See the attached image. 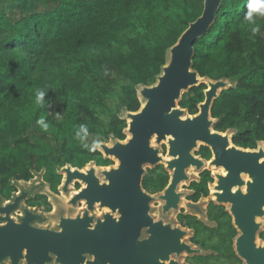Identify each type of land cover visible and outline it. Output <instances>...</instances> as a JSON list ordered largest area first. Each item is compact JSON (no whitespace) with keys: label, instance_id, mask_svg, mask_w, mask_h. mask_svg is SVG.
<instances>
[{"label":"trees","instance_id":"trees-1","mask_svg":"<svg viewBox=\"0 0 264 264\" xmlns=\"http://www.w3.org/2000/svg\"><path fill=\"white\" fill-rule=\"evenodd\" d=\"M250 2L222 0L214 24L193 44L200 77L242 75L211 116L214 129L236 128L246 146L264 139V14L248 18ZM202 10L203 0H0V196L16 191L11 180L29 181L42 169L56 188V167L100 158L91 146L119 139L121 109L140 106L135 86L153 83L166 49ZM204 89H190L179 106L195 114ZM112 91L119 110L104 124L94 107ZM33 198L29 207L51 211L46 196Z\"/></svg>","mask_w":264,"mask_h":264},{"label":"water","instance_id":"water-1","mask_svg":"<svg viewBox=\"0 0 264 264\" xmlns=\"http://www.w3.org/2000/svg\"><path fill=\"white\" fill-rule=\"evenodd\" d=\"M221 4L222 0H203L201 15L166 49L153 83L135 86L139 109L122 108L119 114L127 124L125 140L110 135L107 143L91 146L105 160L116 161L115 166L96 167L89 162L82 169L68 164L56 167L62 177L58 193L71 209L81 204L80 213L60 214L52 225H44L52 209L45 213L26 202L35 195L48 199V193L54 194L43 180L45 170L32 172L29 181H10L16 191L9 199L0 196V264H182L177 259L184 254H204L183 242L187 232L177 218L172 226L149 214L153 197L141 183L146 168L159 163L170 172L169 185L158 194L164 215L178 211L182 200L175 191L190 178L189 169L223 167L227 176L215 175L216 189L222 192L216 197L218 203L231 205L233 224L240 230L235 254L243 264H264V245L256 246L258 226L252 222L256 203L264 201V151L235 148L228 134L213 130L217 120L211 116L213 103L223 91L235 88L242 75L212 80L193 69V44L214 24ZM200 85H205L204 100L190 115L179 103ZM162 144L167 146L166 158L157 148ZM199 146L209 147L214 158L205 162L195 156ZM242 174L251 181H243ZM77 182L81 187L75 190ZM50 202L49 198L52 207ZM97 209L104 213L97 216ZM247 213L251 225L241 220Z\"/></svg>","mask_w":264,"mask_h":264},{"label":"flooded vegetation","instance_id":"flooded-vegetation-1","mask_svg":"<svg viewBox=\"0 0 264 264\" xmlns=\"http://www.w3.org/2000/svg\"><path fill=\"white\" fill-rule=\"evenodd\" d=\"M195 114L193 113L190 115ZM216 120L217 122L215 125L218 123L217 118ZM214 126V131L229 135V140L235 148L244 151H257L262 148L264 151V139H256L253 145L246 146L242 144V140L239 141L237 138L239 131L236 128L216 130L214 129ZM124 127L126 128L127 124ZM124 127L121 130L119 139L116 138L119 141H123L126 138V136L123 134V130L125 129ZM108 141L109 138L107 137L106 139L98 141L97 143H107ZM161 149L162 158H166L167 146L162 144ZM98 154L100 158L97 156L94 160H89L81 166H74L69 163L67 164L78 169H82L89 162H95L96 167H109L116 165L117 162L113 159L108 158V160H105L101 153L98 152ZM194 155L200 157L205 162H209L214 158L213 151L206 146H199L198 149L194 150ZM261 161L264 162V156ZM194 170L195 169L193 167L189 169V174L193 172L192 174L195 177L191 179L189 178L187 181L182 182H188L186 190L189 194L186 196V199L189 202V205L192 207H190V211L187 213L183 209H180L177 215V220L182 228L192 231L190 239L192 245L199 248L204 254H195L193 256L188 255V263L243 264V261L236 256L233 248L235 239L240 235V230L233 224V217L229 212L231 205L218 203L216 197L217 194L222 192L216 189L217 179L215 175L226 177L227 171L223 167H217L215 165L210 168H202L200 171L194 172ZM246 177L249 176L244 174L241 175L243 181L248 182L246 181ZM61 180L62 177L60 176V182L56 188H52L51 184L49 183V189L52 193L58 194L57 188L60 185ZM169 183L170 172L166 170L164 164L159 163L153 167L146 168V174L143 176L141 184L142 189L151 196L163 193ZM182 183H179L178 185H181ZM74 186L76 187V190L80 189L81 187L78 182L75 183ZM245 191L246 189L243 187V193H245ZM175 192L179 194L177 190ZM201 201L204 204L203 211L199 208ZM46 202H48L47 198ZM256 205L257 210L255 212L257 215L255 214L253 216L252 222L258 226L255 239V244L258 247L264 245V226L261 227V222L264 220V201L257 202ZM202 213L204 214V219L200 217ZM246 216L245 214L241 216V220L245 223L250 221L247 218H250L251 214L247 213ZM252 222L250 221L249 225H251Z\"/></svg>","mask_w":264,"mask_h":264},{"label":"rangeland","instance_id":"rangeland-1","mask_svg":"<svg viewBox=\"0 0 264 264\" xmlns=\"http://www.w3.org/2000/svg\"><path fill=\"white\" fill-rule=\"evenodd\" d=\"M118 100H119V96H118L117 92L112 91L103 100V106L102 107L101 106L94 107L95 114L101 120L102 123L108 124L110 118L115 116L118 113V110H119ZM154 146H156V145H154ZM157 148L161 152V150H162L161 146H159ZM192 173H191V176H189L190 179L195 177L194 175H192ZM35 181H37V180H35ZM46 183L49 185L48 182H46ZM78 184L81 186L80 183H78ZM187 185H188V182L182 183L181 185H179V187L177 189V191L179 192V195L181 196V200H182L178 211H171L170 213L165 214V215L162 213L163 202L160 199H158V194L151 195L153 197V200L150 203V211H149V214L151 215V217L154 218L155 220H161V221L169 223L172 226H176V218H177V215H178L180 209H183L184 211L190 210V208L187 207V204H189V202L186 199V196L189 194L188 191L186 190ZM75 188L76 187L74 186V189ZM40 190H43V189H40ZM54 195H57V196H54ZM48 196H49L50 201H51L50 203L52 204V211L50 212L49 215H47L44 223H42L44 225H52V222L55 221L56 220L55 218L58 217L60 214L76 215V214L81 212L80 211V208L82 206L81 204H78V207H76L74 209L69 208V206L67 205V200H66L65 196L61 195L60 193H58V194L48 193ZM203 206H204V204L201 201L199 204V208L202 211H203ZM54 209H55V211H54ZM103 213H104V211H102L100 209H97L95 211V214L97 216H101ZM200 217L202 219H204V214L202 213V215H200ZM263 226H264V220H263V222H261V227H263ZM186 232H187V234L183 237V242L187 243L192 248L197 249L198 252H200L201 250L199 248L192 245V242L190 240L192 234H189L187 229H186ZM201 253H202V251H201ZM187 259H188V255L184 254V255L180 256L177 260L179 262H181L182 264H189ZM191 263L193 264V262H191Z\"/></svg>","mask_w":264,"mask_h":264},{"label":"clouds","instance_id":"clouds-1","mask_svg":"<svg viewBox=\"0 0 264 264\" xmlns=\"http://www.w3.org/2000/svg\"><path fill=\"white\" fill-rule=\"evenodd\" d=\"M249 12L247 13L248 18H251L253 13L259 12L261 14H264V0H251L250 4H249ZM253 31H258V29H253ZM44 93L41 92H37L36 95V101L37 103L40 102V100L42 99ZM38 124L43 125V129L45 131H47L48 129V125L44 124L43 118H41L40 120L37 121Z\"/></svg>","mask_w":264,"mask_h":264},{"label":"bare ground","instance_id":"bare-ground-1","mask_svg":"<svg viewBox=\"0 0 264 264\" xmlns=\"http://www.w3.org/2000/svg\"><path fill=\"white\" fill-rule=\"evenodd\" d=\"M246 178H247L246 181H250V178H249V177H246ZM72 195H74V193L71 194V196H72Z\"/></svg>","mask_w":264,"mask_h":264}]
</instances>
